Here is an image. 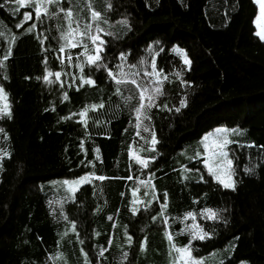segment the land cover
<instances>
[{
  "label": "trees",
  "instance_id": "16d2710c",
  "mask_svg": "<svg viewBox=\"0 0 264 264\" xmlns=\"http://www.w3.org/2000/svg\"><path fill=\"white\" fill-rule=\"evenodd\" d=\"M109 3L111 8L106 7ZM12 4L0 0V59L11 47V56L0 67V86L8 94L12 114L10 119L0 118V128L7 134L5 139L0 133V150L8 153L0 170V264H85L81 249L90 264H165V225L159 216L151 219L160 204L154 200L135 215L129 210L128 186L148 173L158 195L168 194L165 211L175 244L188 243L187 231L180 232L186 226L180 217L193 212L195 222L212 233L204 241L192 242L194 256L232 242L231 254L222 264H264V41L254 24L259 5L257 12L254 0H101L109 21L102 24L111 33L103 36L107 43L102 63L108 67L85 66L84 75L96 84L77 91L79 47L65 50L64 56L70 53L73 63L68 66L65 59L62 67L56 59L60 54L53 25L38 22L27 32L33 19L22 21L23 9L13 12ZM39 32L47 34L43 45L36 38ZM121 52L123 61L118 59ZM154 55L163 69L160 78L166 75L167 80L156 101L159 107H153L151 120L144 122L151 125L159 143L154 152H139L141 157L156 158L141 169L128 155L129 146L141 149L147 147L142 137L151 139L150 133L135 127L132 109L139 102L138 90L128 83L117 94L107 73L119 76L118 64L125 72L129 65H137L141 74L136 79L144 83L143 70L151 71ZM184 55L190 65L184 64ZM45 57L50 72H62L63 88L43 81ZM79 59L83 62L84 57ZM72 76L76 82L68 87ZM64 92L67 101L62 100ZM126 97L133 99L125 103ZM180 99L187 106L176 112ZM101 103L102 108L91 110V105ZM165 103L171 111L163 107ZM86 106L87 122L79 123L74 113ZM218 126L244 129L238 144L254 145L230 146L235 191L214 182L200 160L182 155ZM176 163L198 169L207 182L180 180ZM245 167L251 171L246 173ZM86 174H91L90 180L65 200L58 201L48 187L44 189L56 179ZM129 176L133 179H126ZM206 207L226 209L221 215L227 223L201 218ZM125 231L132 237L131 245ZM145 238L147 247L141 251ZM101 248L106 249L103 256ZM57 254L61 263L55 260Z\"/></svg>",
  "mask_w": 264,
  "mask_h": 264
},
{
  "label": "snow or ice",
  "instance_id": "6c2138e0",
  "mask_svg": "<svg viewBox=\"0 0 264 264\" xmlns=\"http://www.w3.org/2000/svg\"><path fill=\"white\" fill-rule=\"evenodd\" d=\"M11 2L16 6L12 9L13 12H19L20 9L29 8L31 10H26L23 12V21L27 22L29 20L33 19V14L35 16L36 21H39L40 24L43 23V17L48 15L49 13V6L55 5L57 8H59V11L63 13V18L66 22V27L63 31L60 32L59 38H58V51L59 54L56 59H58L61 63V66H64L65 59L67 60L68 66H72L73 58L71 54L69 53L66 57L64 56L65 50H71L76 48H82L83 50L79 53V56H83L84 60L83 62L80 61L79 56L77 57L75 67L80 70V80L79 84L76 86V90L79 91L81 87H84L85 85L89 87H95V80L90 76L84 75V67L87 66L89 68L95 67L96 69H103L107 68L108 66L104 63H102L104 56L102 53L105 52V46L106 41L103 39L104 35H111L110 32H105L104 28L101 27V22L103 24H108L109 21L104 17V15L95 10L92 3L89 0V3L87 4L88 10H89V17L87 21L84 23L83 27H81L80 23L76 20V16L73 10V6H69L67 9H65L62 6L61 0H11ZM255 2L259 5L260 13L256 17V27L257 32L256 35L261 39L264 40V0H255ZM5 3H9V0H5ZM0 7H3V5H0ZM107 8H111V4L109 3ZM34 10V12L32 11ZM122 23L127 26V21H122ZM75 24V27L73 26ZM17 27H22V24H17ZM38 27L37 23H32L26 31L31 33L34 29ZM94 28V31H93ZM130 30V28H129ZM43 36V32H39L36 35V38L40 41L41 45L44 44V40L40 39V37ZM12 39L14 40L15 37L13 36ZM90 42V43H89ZM174 50L179 51L183 53V50L177 49L174 46ZM163 51V49H161ZM11 56V47H9L4 55L3 59H0V67H4V62L9 59ZM47 57L44 59L45 63V73L43 75V81L46 84H55L59 83L60 87H64V83L61 80L62 72L61 71H55L50 72L47 68ZM119 60L123 61L125 59V53L121 52L118 57ZM183 62L185 65H190V60L186 55L183 56ZM143 64V62H141ZM130 71L125 72L123 69L122 64H118L117 68L120 69L119 76L117 73H114L113 71L109 70L107 75L112 80L115 81L117 85V94H120V86L126 85L128 83H131L132 85L136 86V89L138 90V105L135 106L132 111L135 113V119H136V129L140 130L142 128L143 132L150 133L151 139L148 140L147 138L142 137V139H145V144L147 147H142L140 150L142 151H155V146L159 143V141L156 138L155 131L151 129L150 124H145V121H150L151 116L149 113L153 109V107H159V105L156 103V101L163 95V82L167 80V76L164 75L161 79V74L163 73V69L158 68L157 66V57L154 55L151 57V71L143 70V76L146 78L144 83H141L136 79L137 76H139L141 73L140 71H137V65H129L128 66ZM50 76H54L55 79H50ZM7 79V76L4 77ZM76 82V77H71V83H69L68 87H72L73 84ZM69 99V96L67 92H64L62 95V100L67 101ZM133 99V97H126L125 103H128ZM104 105L101 103L99 105H91V110H96L97 108H102ZM187 106V102L185 99H180L179 101V107L175 108L176 112H180L182 108ZM164 108H168V105L165 103ZM55 110V109H53ZM169 111H171V108H168ZM47 111V109H46ZM89 112V107H84L79 113H74V115H79L80 121L79 123L86 124V116ZM11 110H10V104L8 102V94L5 91L3 86H0V118H11ZM61 119H69V117H61ZM215 132L217 134L223 133V132H232L233 134H239L238 130L236 129H216ZM0 133L5 134V139L7 138V134L5 133V130L3 128H0ZM137 135H139V131H137ZM233 143L237 144V147H253L254 145L248 144V145H239L236 141L230 140L226 135L221 137L219 135L213 136L212 133H209L203 137L202 140V146L204 149L203 155V164L205 169L207 170V173L209 176L212 177V180L216 183H218L220 186H222L224 189H231L235 191L236 182L233 179L235 175V169L233 168V159L229 158V152L232 151L229 146ZM83 142H81V149H83ZM264 147V146H261ZM4 155H8L7 152L4 153ZM128 155L130 157H133V150L131 146H129ZM235 155L233 151V156ZM201 156V153L197 151L194 156L188 157L189 159H199ZM155 156L151 157H141L140 155H135L134 159L136 164L141 166V169H147L149 167V164L152 160H155ZM245 172L248 173L251 170L248 167H245ZM185 172H191V169H184ZM197 171H199L197 169ZM91 174H86L84 176H80L78 179L74 181H68L65 180L64 184L71 185L70 191L73 193L77 191V187L81 185L82 183H87L90 179ZM151 175V174H150ZM96 179L103 181L106 179L104 176H98ZM126 179H133V177L129 176ZM138 180V183L146 188L143 195L144 197H151L150 199H146L145 201H140L139 199H134L132 201L133 205H137L140 203H143L146 207L145 210H147V206L152 205L154 200H159V197L156 196V191L154 186H152L151 178L148 180H139V178H136ZM183 179H189L187 175L183 176ZM199 180L201 182H207L205 181V178L203 175L199 177ZM138 189H133L132 195L133 197H136ZM123 195V193H122ZM168 207V194L167 192L163 195V203L160 204V210L157 213V215H154L151 217L153 221H156L157 217L159 216L162 218L163 223L165 227H167L168 224V217L166 215V208ZM139 209L137 207L132 208V212L135 215ZM226 211V209H213L210 207L203 208L201 210L200 216L203 219L216 221V220H224L223 216L221 215L222 212ZM63 215V213H61ZM191 218L194 223L191 225H186L185 228H182L180 230L181 234H183L185 231H187V235L189 237L188 243L184 246H177L173 242V236L169 232H165V238L168 241L169 247H170V255L172 252H175L177 255L173 257V259L170 261V264H203V258H197L193 255L195 249L192 247V242L199 240L204 241L205 239H208L211 237L212 233L209 231H206L201 225L195 223L196 220V214L193 212H187L184 216V219ZM111 220L112 217H109ZM224 223H227L226 220H224ZM115 227V225H113ZM73 232H75V222H73ZM214 232V229H213ZM125 236L127 238V242L129 245L132 243V237L127 234V231H125ZM80 243H83V241H80ZM109 244L112 243L111 240L108 242ZM146 246V238L145 241L140 243V248L143 249ZM104 251L106 249L101 248V251L99 253L100 256H103ZM82 254L85 256V264H90V262L87 260V253L83 252V249H81ZM128 253L124 252L123 257L127 259ZM222 264V262H221Z\"/></svg>",
  "mask_w": 264,
  "mask_h": 264
},
{
  "label": "rangeland",
  "instance_id": "374dc122",
  "mask_svg": "<svg viewBox=\"0 0 264 264\" xmlns=\"http://www.w3.org/2000/svg\"><path fill=\"white\" fill-rule=\"evenodd\" d=\"M90 2L92 3V5H93L95 10L101 12L104 15L103 6L101 4V0H90ZM61 3H62V6L65 9H67L69 6H73V10H74V13H75V16H76V20L80 23L81 27H83L84 23L87 21L89 15H90L88 7H87V4L89 3V0H61ZM256 6H257V12H258L257 3H256ZM26 10H31V9L26 7V8H24L22 10V21H23V12L26 11ZM32 11L34 12V10H32ZM33 21L35 23L39 22V21H36L34 14H33ZM44 21H46L48 24H52L53 25V27L55 28V32L52 33V35H54L58 39L59 35H60V32L63 31L64 28L66 27V22H65V20L63 18V13H61L59 11V8H57L55 5H50L49 6L48 15L43 17V23H44ZM43 23L41 25H43ZM39 24H40V22H39ZM254 24H255V28H256V32H257V27H256V22L255 21H254ZM73 26L75 27V24ZM101 27L104 28L102 22H101ZM43 28L44 27H42V29ZM104 30H105V32L108 31V29L106 27L104 28ZM93 31H94V28H93ZM46 36H47L46 32H43V36H41V39H43V40L46 39ZM79 49H80V51L83 50L82 48H79ZM218 128L219 129H236V130H238L239 134H233L232 132H223V133L217 134L215 132V130L218 129ZM209 133H212L213 136L219 135L221 137L226 135L230 140H233V141H236L237 143H240L243 140V136L245 135V130L242 129V128H239V127L218 126V127H215L214 129L208 131L207 133H205L203 135V137L205 135L209 134ZM203 137L195 144V146L193 147L192 151H189V150H187L186 152L182 151V155H184L185 159H188V157L194 156L195 153L197 151H199L201 153V156L199 157L198 160L201 161L202 167H203L204 171L207 173V170L205 169L204 164H203V159H204V155H203L204 149H203V146H202ZM233 144H235V143H233ZM233 144H231V145H233ZM230 146H229V148H230ZM132 150H133V157L132 158L134 159V156L135 155H139V152H141V150H140L139 146L138 147L135 146L134 149H132ZM4 153H5L4 151L0 150V170H1V159L4 156ZM229 158H231L230 157V152H229ZM192 160H194V159H192ZM177 161L178 160H175L174 162H177ZM175 165L179 167L178 168V174H179L180 180H182V181L197 180L202 175V172L201 171H197V169H191V168H188V167H186L184 165L179 166L180 163H176ZM184 169H191L192 171L191 172H185ZM148 175H149V177H147V178H139V180H148L149 178H151L152 186H154L155 191H156V196L159 197V200L157 202L159 204H161V203H163V195H164L165 192L161 195V197H162L161 198L158 195V191H157L156 185H155V183L153 181V177H151L150 173H148ZM185 175H187L189 177V179H183V176H185ZM82 176H84V175H82ZM78 178L79 177L72 178V179H66V178L65 179H56V180L51 182L52 184H50V186H46V187H44V189L48 187L47 189H50V191H51L50 195L55 196V198L58 201H62V200H65V198H69L70 196H73V192L70 191V187H72V186L64 184V181L65 180L74 181V180H76ZM82 184H84V183H82ZM81 185L76 186L77 189ZM42 188H43V186H42ZM133 189H138V191L136 193V197H133V195H132ZM145 190H146V188L144 186L140 185L138 183L137 179L128 186L129 210L131 212H132V208L134 206L137 207L138 209L146 207L143 203H140V204H137V205H133V203H132V201L134 199H139L140 201H145L146 199H150L151 197H144L143 193H144ZM184 216L180 217L182 219V222H186V223H184V225L185 224L186 225H191V224L194 223V221L191 218L184 219ZM168 222H169V219H168ZM166 231L170 233V230L168 228V224H167V227H165V229L163 230L164 236H165V232ZM143 241H145V240H143ZM165 243L167 245V250H168V256H167V260L165 261V264H170V261L177 254L175 252H172V254L170 255L169 254L170 253V247H169V244H168V241H167L166 238H165ZM186 244H176V245L177 246H184ZM146 247L147 246H145V248H143V249L140 248V250L141 251H145ZM231 247H232V242L230 244H228L227 246H225L224 248H222V249H218V250L212 251L211 253H208V254L203 255V256H198L197 258H203V264H221V262L223 263L224 259L231 254V250H232ZM55 260H56V262L61 263L63 261V258L61 257L60 254H57V256H55ZM238 264H248V263H247V261H241Z\"/></svg>",
  "mask_w": 264,
  "mask_h": 264
}]
</instances>
